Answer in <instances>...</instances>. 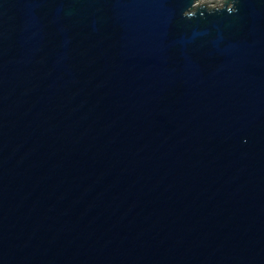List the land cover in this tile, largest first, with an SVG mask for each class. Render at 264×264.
Returning a JSON list of instances; mask_svg holds the SVG:
<instances>
[{
	"label": "water",
	"instance_id": "95a60500",
	"mask_svg": "<svg viewBox=\"0 0 264 264\" xmlns=\"http://www.w3.org/2000/svg\"><path fill=\"white\" fill-rule=\"evenodd\" d=\"M0 0V264H264V0Z\"/></svg>",
	"mask_w": 264,
	"mask_h": 264
},
{
	"label": "rangeland",
	"instance_id": "374dc122",
	"mask_svg": "<svg viewBox=\"0 0 264 264\" xmlns=\"http://www.w3.org/2000/svg\"><path fill=\"white\" fill-rule=\"evenodd\" d=\"M199 3L205 4L210 8L215 7V6L218 7L216 0H200Z\"/></svg>",
	"mask_w": 264,
	"mask_h": 264
}]
</instances>
